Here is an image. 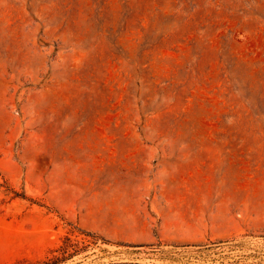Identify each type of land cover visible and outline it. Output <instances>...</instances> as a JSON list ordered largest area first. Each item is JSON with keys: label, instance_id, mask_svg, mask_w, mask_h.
<instances>
[{"label": "rangeland", "instance_id": "374dc122", "mask_svg": "<svg viewBox=\"0 0 264 264\" xmlns=\"http://www.w3.org/2000/svg\"><path fill=\"white\" fill-rule=\"evenodd\" d=\"M80 230L264 264V0H0V264Z\"/></svg>", "mask_w": 264, "mask_h": 264}, {"label": "trees", "instance_id": "16d2710c", "mask_svg": "<svg viewBox=\"0 0 264 264\" xmlns=\"http://www.w3.org/2000/svg\"><path fill=\"white\" fill-rule=\"evenodd\" d=\"M80 236L66 235L61 239V242L58 246L52 248L50 252L45 255L41 259L31 260V259H20L15 261L12 264H67L72 260L73 264H84L88 257L91 255L88 252L93 250L95 247L99 246L101 243L111 242L101 235L86 231L80 230ZM230 240H222L217 242H212L209 244L199 245L200 249L197 250L198 253H207L208 256L217 255L218 249L223 250L225 247L230 245ZM125 247H134V248H153V245L149 244H141V245H133V244H119ZM196 246V245H195ZM102 252L107 253L108 257H112L115 254H120V252L112 253L110 250L103 249ZM155 252V251H154ZM163 252V251H161ZM221 253L223 251H220ZM134 253H140V250L135 251ZM95 252L92 253V255ZM81 256V260L77 261L76 258ZM106 256H98L96 259L88 261L87 264H140L138 262H126L121 259H111L110 261H101L98 263H94L97 259H104ZM221 259L228 258L227 255H221ZM213 264H217L216 258H213ZM219 264H235L234 262L225 263V261H220Z\"/></svg>", "mask_w": 264, "mask_h": 264}]
</instances>
